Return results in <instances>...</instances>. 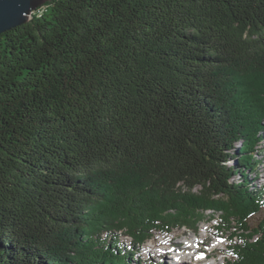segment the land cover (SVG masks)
Listing matches in <instances>:
<instances>
[{
	"label": "trees",
	"instance_id": "trees-1",
	"mask_svg": "<svg viewBox=\"0 0 264 264\" xmlns=\"http://www.w3.org/2000/svg\"><path fill=\"white\" fill-rule=\"evenodd\" d=\"M42 7L0 35V264H162L206 211L264 264V0Z\"/></svg>",
	"mask_w": 264,
	"mask_h": 264
},
{
	"label": "rangeland",
	"instance_id": "rangeland-1",
	"mask_svg": "<svg viewBox=\"0 0 264 264\" xmlns=\"http://www.w3.org/2000/svg\"><path fill=\"white\" fill-rule=\"evenodd\" d=\"M49 0H41V7L36 10V14L44 9L42 5ZM240 148L239 144L237 145ZM257 161L259 164L255 166V173H248V179L252 180V186L262 187L264 186V132L262 133V140L257 147ZM206 219L200 223L198 230L192 232L190 230H175L170 234L157 233L154 235L152 240L147 241L139 251L137 256L141 261L145 262H161L162 264H178L175 260V256L181 257L182 260H191L192 255H203L202 259L195 261L193 264H225V260L230 257L229 255V235L222 233L216 227L218 226V213H210L209 211L203 212ZM264 216V209L250 219V225L255 228L261 218ZM204 228H207L205 230ZM203 235L206 237L204 241H200L197 244L194 252L186 249V244L189 242L190 236ZM120 241L124 242L126 245L129 244L130 238L121 237ZM154 244H158L154 246ZM145 245H148V250H146ZM182 253L181 255L177 253ZM200 256V255H199ZM192 261V260H191ZM179 264H183L180 262ZM190 264V263H184Z\"/></svg>",
	"mask_w": 264,
	"mask_h": 264
},
{
	"label": "water",
	"instance_id": "water-1",
	"mask_svg": "<svg viewBox=\"0 0 264 264\" xmlns=\"http://www.w3.org/2000/svg\"><path fill=\"white\" fill-rule=\"evenodd\" d=\"M41 0H0V35L26 24Z\"/></svg>",
	"mask_w": 264,
	"mask_h": 264
},
{
	"label": "bare ground",
	"instance_id": "bare-ground-1",
	"mask_svg": "<svg viewBox=\"0 0 264 264\" xmlns=\"http://www.w3.org/2000/svg\"><path fill=\"white\" fill-rule=\"evenodd\" d=\"M205 230H207V228H204ZM206 239V237H204L203 235H200V237H198V235H194V236H190V238H189V242H188V244H186V249L188 248V250L189 251H192V252H194V249L196 248V246H197V244H199V242L200 241H204ZM158 244H154V246H157ZM196 245V246H195ZM145 247H146V250H148L149 251V247H148V245H145ZM175 258V260L177 261V263L179 262H182L183 264L184 263H190V264H193L194 262L193 261H191V260H182V258L181 257H177V256H175L174 257ZM196 259L198 260L199 259V257L197 256L196 257Z\"/></svg>",
	"mask_w": 264,
	"mask_h": 264
},
{
	"label": "built area",
	"instance_id": "built-area-1",
	"mask_svg": "<svg viewBox=\"0 0 264 264\" xmlns=\"http://www.w3.org/2000/svg\"><path fill=\"white\" fill-rule=\"evenodd\" d=\"M33 14H36V10L33 12Z\"/></svg>",
	"mask_w": 264,
	"mask_h": 264
}]
</instances>
